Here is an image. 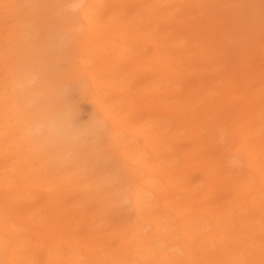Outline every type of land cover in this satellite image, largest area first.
<instances>
[{"label": "bare ground", "instance_id": "1", "mask_svg": "<svg viewBox=\"0 0 264 264\" xmlns=\"http://www.w3.org/2000/svg\"><path fill=\"white\" fill-rule=\"evenodd\" d=\"M259 4L260 0H0V264L94 260L264 264V98L261 94L245 98V80L253 78V73L245 76V13L253 17ZM131 5L139 6L141 13L130 16ZM182 6L197 8V16L182 13ZM140 16L146 42L154 48L150 60L155 66L150 72L155 81L146 105L151 111L173 112L178 124L168 132L165 117L152 114L141 127L126 125L127 132L145 141L147 156L127 153L131 143L116 136L122 118L114 114L115 101L108 100L110 92L122 93L125 87L121 78L110 79L120 70L116 65L135 61V33L128 32L140 29L135 20ZM51 21L60 24L65 40L78 45L73 75L86 77L85 89L95 108L114 129L100 135L109 140L111 152L118 150L122 161L145 173L138 182L136 171L127 168L131 184L121 192L102 183L94 192L87 184L78 188L90 207L86 215L91 228L104 229L114 221L108 235L116 238L117 248L107 246L99 230L84 245L74 232L66 237L51 232L53 224L41 211L44 204L23 195L24 189L36 187L54 195L75 188L74 179L91 158L63 125L55 98L58 81L46 73L45 47L35 51L31 46L37 31L48 28ZM263 43L264 39L259 46ZM228 47L239 57L217 66L219 54ZM226 95L232 96L226 99ZM233 99L240 104L229 110ZM182 124L191 137V150L183 156L203 174L201 182L188 188L181 185L182 168L170 149ZM10 148L9 164L5 156ZM22 177L27 186L17 184ZM170 189L190 194L182 200L171 196ZM196 190L197 197L191 192ZM118 198L128 201L131 217L118 214ZM57 200L55 196L48 202ZM60 245L67 248L65 253Z\"/></svg>", "mask_w": 264, "mask_h": 264}, {"label": "rangeland", "instance_id": "2", "mask_svg": "<svg viewBox=\"0 0 264 264\" xmlns=\"http://www.w3.org/2000/svg\"><path fill=\"white\" fill-rule=\"evenodd\" d=\"M130 4H133V2H130ZM257 8L258 13L253 17H247L245 13V76L247 77L248 74L253 73V78H247L245 80V98L247 99H249L251 95L258 96L260 94L261 98H264V51L260 52L261 49H264V46H259L264 39V0H260L259 7ZM129 9L131 10H127V13L134 11V13L130 16L137 14V12L141 13V11H139V6L137 5H131ZM200 9H202V5ZM180 10L182 13L189 11V13L193 16H197V8L182 6ZM204 18H206V15H204ZM135 20H139L142 25L139 30H136L135 32L131 30V32H128L131 35L135 33V38H133L134 43L132 44V50L135 51V61L132 65H130V63H126L121 64L120 66L117 64L116 68L114 67L115 70L120 69L121 71L119 70V72L116 73L115 78L110 79L118 80L121 78V83H124L125 87L122 93L116 92L115 94L114 92H110L109 94L111 97L109 98L108 96V100L109 102L115 101L114 106L116 110L114 114L117 115L116 118H122L121 127L116 133V136L120 138L126 137L127 141L131 143L132 147L127 150V153L134 152V154L137 155L139 152H142L143 155L147 156L150 151L147 146L144 145L145 141L140 135L136 136L127 132L125 129L126 125H129L130 129L133 128V126L141 127L151 118L152 114H154L153 116L157 118L165 117L167 122L170 123V125L166 127L168 128V132H171V129L174 130L175 128H178V124L176 122V115H174L173 112L163 114L161 113V108L151 111L146 105L148 103V97L151 96V83L155 81L154 76H152L150 72V70L155 66V64L150 60L151 56L154 54V48L150 45V43L146 42L147 35L145 32L147 30H145V27L143 26L145 23L142 17L140 16ZM172 25L175 27V23ZM59 26L60 24L53 25V22L51 21V25L48 28L38 30L37 34L39 36L37 37V41L32 43L31 46L35 51H39L40 48L45 47L48 53L47 57L49 59V61L45 64V69H47L46 73H51L58 81L57 84L59 90L55 94V98L59 106L58 108L62 111L66 105H74L78 112L75 123L79 124L89 120L94 115L98 116L100 114L93 104V98L90 96L92 94L87 92L85 89L88 83L86 77L83 74L78 75V77H76V75L74 77L73 75V67L78 66V64H74V57L79 55L78 45L77 43H71L69 40H65L63 31H61V27ZM58 40H63V42L59 45L57 43ZM117 41L118 40H116V42ZM40 42L42 46L40 45ZM5 45L7 49L11 48L10 43H6ZM262 45H264V43ZM19 46L20 42L17 43V49H19ZM238 57V52L236 50L235 52L231 50L229 51L228 47L219 54L216 65L221 67V65L226 62V65H229V62L233 59L236 60ZM199 65L202 64L199 63ZM196 68L197 71L202 70L200 67ZM192 78L194 79V77ZM228 96L232 95H226L223 97L226 99L231 98ZM158 97V99L163 100L162 94L159 93ZM256 100L260 99L257 97ZM235 104H240V101L237 99L231 100V104L228 105V109L232 110ZM103 122L102 130L91 135L86 142L80 143L79 147H84L86 153H90L89 156H91V158L84 166H82V174L78 178L74 179L75 182L77 181V183H73V187L75 188H65L60 194L57 195L56 193V195H54L52 192H48L43 187H36L34 188L35 190L33 188H31L33 190L24 189L23 187L27 186L29 183L24 182L23 177L17 179L16 182L17 184L21 182L22 184L26 183L25 186H22V184L19 185V187L24 189L23 195H25L26 198L28 197L29 200L33 199L41 205L44 204L41 207V211L43 212L45 218L48 219L47 221L53 224L51 232L53 231L56 234H61L64 237H66L65 234L69 235L71 234L69 232H74L75 234H73V236L76 237L78 243L84 245L88 244V239H90L88 236L93 235V231L99 230L100 233L104 235L101 240L107 246L117 248L114 247L117 243L116 238L108 235L111 232V224L114 221L107 222L105 225L107 228L104 227V229L99 228L98 226L91 228L87 224L90 220H88V215H86L88 211H90V207H87L83 202L85 197L82 192L78 190V188L87 184L89 191L94 192L97 191V183H102L103 186H106L109 189L117 188L119 190L118 192H121L125 186L131 184V177L129 175V169L127 168L136 171V179L138 182L143 179L145 173L143 170H139L133 165L127 163L124 159L122 161L121 157L117 155L118 150L111 152L110 146H107L109 144V140L104 138V136H101L100 133L102 132L103 134H107L108 129L112 133L114 129L111 128L105 121ZM181 127L183 131L180 129L179 133L181 135L177 136V139L173 141L170 149L176 152V160L179 164V168H182V174L180 175L182 178L181 185L188 188L192 185L194 186L198 184L199 181L201 182L203 180V174L199 170H196L195 167L189 166L191 162H186V158L183 156V152L191 150V137L189 136L190 129L183 124ZM10 150L12 149L10 148L8 155L5 156L9 158V164L11 156ZM181 153L182 155H180ZM145 163H147V159H145ZM46 171H48V169ZM55 174L58 176L57 171ZM54 177L56 176L54 175ZM63 184H65V187L69 185L68 182ZM169 192L171 196H178L182 200L188 198L190 194L188 190L183 193H178L177 191L170 189ZM191 192L193 193V196H198V190ZM52 194L53 196H51ZM55 196L58 197L56 202H48L50 198ZM223 196L224 195H221L220 197L217 195L218 198H222ZM83 203L84 208H81ZM73 207L74 209H72ZM118 209V214L120 216L131 217L132 214L127 200L119 199ZM31 239H33V237H31ZM59 248L62 249L63 253L67 251V248L62 245H60ZM92 264L103 263L99 260H94Z\"/></svg>", "mask_w": 264, "mask_h": 264}, {"label": "clouds", "instance_id": "3", "mask_svg": "<svg viewBox=\"0 0 264 264\" xmlns=\"http://www.w3.org/2000/svg\"><path fill=\"white\" fill-rule=\"evenodd\" d=\"M78 112L74 105H66L61 113V120L66 130L69 133L74 134L75 137L81 142H86L87 139L102 130L103 128V118L102 116L94 115L89 120L83 123H75Z\"/></svg>", "mask_w": 264, "mask_h": 264}]
</instances>
